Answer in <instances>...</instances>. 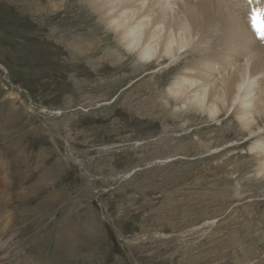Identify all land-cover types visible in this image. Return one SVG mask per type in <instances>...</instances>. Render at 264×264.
Returning <instances> with one entry per match:
<instances>
[{
  "label": "rangeland",
  "instance_id": "1",
  "mask_svg": "<svg viewBox=\"0 0 264 264\" xmlns=\"http://www.w3.org/2000/svg\"><path fill=\"white\" fill-rule=\"evenodd\" d=\"M86 5L0 0V264H264L248 132L166 94L200 51L140 62ZM222 21L201 49L217 62Z\"/></svg>",
  "mask_w": 264,
  "mask_h": 264
},
{
  "label": "bare ground",
  "instance_id": "2",
  "mask_svg": "<svg viewBox=\"0 0 264 264\" xmlns=\"http://www.w3.org/2000/svg\"><path fill=\"white\" fill-rule=\"evenodd\" d=\"M83 1L97 15L102 26L114 35L118 47L127 54L135 55L140 62L154 60L164 63L167 59L163 64L167 66L174 64L188 48L199 50L202 55L201 59L198 57L200 61L194 68L183 67L168 84L166 94L176 98V103L186 113L205 114L213 120L225 111L234 114L241 129L248 132L246 140L251 144L250 150L255 153L256 174L258 177L264 176V39L260 38L253 26L254 17L264 21V16L260 15L261 11L264 12L260 10L264 0H252L253 6L248 4L246 8L241 5L242 1L241 4L233 1L226 3L228 6L225 5V10L221 9L224 12L222 16L211 13L203 0L198 7L186 2L179 4V0ZM58 8L54 4L49 6V10ZM218 20L225 22L222 29L225 37L220 40L216 55L219 62L204 56L201 50L207 49L208 36L217 32L214 27ZM250 28H254L256 35H252ZM74 45L78 47L79 41ZM108 56L114 57L111 53ZM165 98L162 101L168 99Z\"/></svg>",
  "mask_w": 264,
  "mask_h": 264
},
{
  "label": "snow or ice",
  "instance_id": "3",
  "mask_svg": "<svg viewBox=\"0 0 264 264\" xmlns=\"http://www.w3.org/2000/svg\"><path fill=\"white\" fill-rule=\"evenodd\" d=\"M253 26L256 28L257 32L260 34V38L264 39V21H257V19L253 18Z\"/></svg>",
  "mask_w": 264,
  "mask_h": 264
}]
</instances>
